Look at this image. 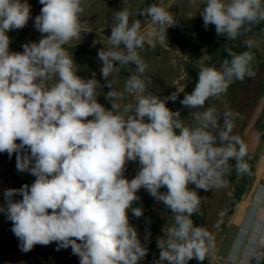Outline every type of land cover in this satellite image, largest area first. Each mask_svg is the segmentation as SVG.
Here are the masks:
<instances>
[{"label":"clouds","instance_id":"1","mask_svg":"<svg viewBox=\"0 0 264 264\" xmlns=\"http://www.w3.org/2000/svg\"><path fill=\"white\" fill-rule=\"evenodd\" d=\"M39 3L42 8L35 27L46 35L39 43L23 45L21 53L9 51L7 33L27 25L30 5L27 0H0V153L6 152L9 158L15 153L17 170L36 177L30 186L5 190L6 208L0 206V212H5L13 224L12 232L22 241V251L57 242L58 250L71 247L80 264H137L147 251L130 225L128 211L137 218L142 215V210L132 208V204L143 187L176 214L178 227L168 230L167 249L164 241L158 243L160 260L170 264H186L193 258L203 261L206 249L202 237L207 233L193 227L189 219L200 200L188 185L204 190L223 186L224 168L230 158L237 161L238 171L248 170L243 162L247 145L229 135L232 120L225 119L219 134L221 146H215L216 137L206 130L209 125L218 126L215 108L194 114L201 122L196 128L185 126L179 112L152 95H138L134 116H126L131 105L121 112L120 105L113 103L111 110H106L96 99L97 81L77 76L72 58L62 47L78 38L83 29V0ZM146 13L153 24L160 25L159 41L163 43L165 25L174 23L172 15L155 5ZM202 16L206 28L215 25L217 34L226 33L235 39L246 21L264 19V10L261 0H231L227 4L224 0H206ZM115 19L108 43L117 49L123 44L127 54L100 51L102 76L107 78L118 71L114 61L134 62L143 73L146 65L136 52L144 43L139 22L129 26L127 9L117 12ZM252 59L244 52L233 54L230 62L225 60L222 71L202 67L198 83L181 104L203 107L209 98L226 93L234 79L254 76L249 67ZM53 74L58 75L59 82L48 89L43 82ZM125 90L143 93L144 81L132 76ZM119 95L107 93L109 99ZM169 99L175 101L176 95ZM129 161L140 165L131 180L124 175ZM162 187L166 193L159 192ZM17 194L22 200L14 202L12 197ZM262 211L264 184L258 186L247 206L246 224L254 222L255 226ZM254 226L246 228L244 234L238 231L232 246H244ZM259 231L255 246L264 250V228ZM263 257L264 251L254 258L260 263Z\"/></svg>","mask_w":264,"mask_h":264},{"label":"rangeland","instance_id":"2","mask_svg":"<svg viewBox=\"0 0 264 264\" xmlns=\"http://www.w3.org/2000/svg\"><path fill=\"white\" fill-rule=\"evenodd\" d=\"M27 2L31 8L27 25L7 33L10 38V52L22 53L23 45L39 43L46 35L35 27V18L41 13L38 8L39 0ZM224 2L227 4L231 0ZM153 5L165 8L174 19L171 26L165 25L163 43L159 41L160 25L153 24L151 17L146 13V9ZM82 6L84 11L80 16L85 18L83 29L78 38L70 40L62 47L72 58L77 76L85 81L93 78L97 81L95 90L97 102L106 110H111L112 104L118 103L121 112L126 105H131L132 110L126 116H134L138 95L156 96L165 100L170 110L179 112L180 121L190 128L199 127L201 124L195 119V113L204 112L210 107L215 108L218 126L213 128L209 125L206 130L216 137L215 146H221L219 134L224 130V119L237 115L233 121L236 123L243 114L245 106L238 111L239 106L236 102L241 85L249 76L246 75L242 81L234 79L226 93L209 98L203 107H187L182 105L181 101L194 90L202 67H215L222 71L225 60L230 62L233 54L240 55L244 52H249L253 56L249 64L252 72L264 63V19L246 21L239 29L237 37L232 39L226 33L217 34L215 25L205 27L202 13L206 7V0H153L150 3L129 0H83ZM261 8L264 10V0H261ZM125 9L129 12V26L134 22L140 24L139 35L144 38V43L136 52L146 68L140 73L136 63L121 64L118 61L130 76L113 71L104 78L101 73L103 61L98 55L87 52L116 50L127 54L123 44L117 49L108 43L112 27L117 23L115 14ZM132 76H138L144 81L143 93L125 90L126 82ZM58 82V75L53 74L43 83L50 89ZM110 91L120 95L109 99L107 93ZM173 94L176 95L175 101L169 99ZM261 128L260 125L247 134L246 128L239 131V138L247 145V154L243 158V162L248 165L247 171H238L237 161L230 158L224 168L223 186L204 190L194 184L188 185L189 190L195 191L200 200L197 210L189 219L192 220L193 227L207 233L202 239L205 254L210 258L209 264H264V257L260 263L251 257L252 252L257 250L253 234L241 248L237 243L232 246L236 227L229 222L237 203L246 193H251L256 179L264 180V129ZM176 131L179 134V130ZM236 148L239 149L238 144ZM139 170L138 161H129L126 163L124 175L131 180ZM35 179L36 177L29 172L17 170L15 153L11 158L6 152L0 153V206L6 208L5 190L20 189L25 184L30 186ZM159 192L166 193V187L160 188ZM136 195L139 199L133 202L132 208H140L142 215L137 218L129 210L128 217L130 225L137 231L141 245L147 251L146 256L139 259L137 264H170L167 260H160L161 249L158 243L164 241L167 249V241L170 238L168 230L178 227L175 221L176 214L143 187ZM12 199L14 202L20 201L22 196L17 194ZM9 221L6 213L0 212V226ZM240 234H244V231ZM3 240L4 238L0 239V244ZM1 264H80V260L72 253L71 247L58 250V243L52 242L49 245H34L27 252L20 248L14 253H5Z\"/></svg>","mask_w":264,"mask_h":264},{"label":"crops","instance_id":"3","mask_svg":"<svg viewBox=\"0 0 264 264\" xmlns=\"http://www.w3.org/2000/svg\"><path fill=\"white\" fill-rule=\"evenodd\" d=\"M253 72L255 75L244 79L240 91L238 92V98L236 102V105L239 106L238 111H240L244 106L245 108L242 116L238 118L236 123H233L232 131L229 133L230 136L239 137L240 129L243 130L244 128H246V134L260 125L262 126L261 129H264V63L255 68ZM236 116L227 119H230L233 122ZM223 143L227 144L228 142L225 141ZM263 184L264 180L257 178L254 183V187L251 189V193H246L237 203V206L229 219V222L235 225L236 233L238 231H244L246 228H253L254 222L248 225L246 224V220L244 221V218L247 211V206L249 205L252 196L254 195L258 186ZM254 227V231H249L251 234H253V240L256 242L257 238L259 237V230L264 228V211H262L257 217ZM263 251V248L259 247L255 252H252L251 257L259 258L262 256Z\"/></svg>","mask_w":264,"mask_h":264},{"label":"trees","instance_id":"4","mask_svg":"<svg viewBox=\"0 0 264 264\" xmlns=\"http://www.w3.org/2000/svg\"><path fill=\"white\" fill-rule=\"evenodd\" d=\"M129 1H144L146 3H150L153 0H129ZM38 8L41 10L42 5L40 4ZM85 18L80 16V22L84 26ZM108 32V30H106ZM87 53L98 55L97 50H88ZM99 56V55H98ZM114 67L120 71V73L130 76L119 64L118 61H114ZM13 224L11 221L3 224L0 226V239L4 238L3 242L0 244V264L4 259L5 253H14L20 248H22V241L15 236V234L12 232Z\"/></svg>","mask_w":264,"mask_h":264},{"label":"water","instance_id":"5","mask_svg":"<svg viewBox=\"0 0 264 264\" xmlns=\"http://www.w3.org/2000/svg\"><path fill=\"white\" fill-rule=\"evenodd\" d=\"M210 258L208 255L205 254V258L203 261L197 260L196 258H193L191 260H188L186 264H209Z\"/></svg>","mask_w":264,"mask_h":264}]
</instances>
